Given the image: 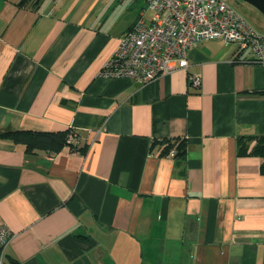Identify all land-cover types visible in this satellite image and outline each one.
I'll return each instance as SVG.
<instances>
[{
    "label": "crops",
    "instance_id": "0c3cea01",
    "mask_svg": "<svg viewBox=\"0 0 264 264\" xmlns=\"http://www.w3.org/2000/svg\"><path fill=\"white\" fill-rule=\"evenodd\" d=\"M142 15L144 0H0V132L80 138L0 137V264H264L262 158L238 151L264 135V64L216 38L147 83L104 76Z\"/></svg>",
    "mask_w": 264,
    "mask_h": 264
},
{
    "label": "built area",
    "instance_id": "2783aa9c",
    "mask_svg": "<svg viewBox=\"0 0 264 264\" xmlns=\"http://www.w3.org/2000/svg\"><path fill=\"white\" fill-rule=\"evenodd\" d=\"M152 11L150 18L140 16L122 36L102 74L128 77L147 83L156 77L188 66L189 50L210 39H222L249 49L254 61L264 64V33L256 29L229 0H144ZM194 86L200 77H191ZM68 139L79 142L76 132ZM172 147L169 155L175 156ZM11 232L0 227V250L9 242ZM1 262V259H0Z\"/></svg>",
    "mask_w": 264,
    "mask_h": 264
},
{
    "label": "trees",
    "instance_id": "16d2710c",
    "mask_svg": "<svg viewBox=\"0 0 264 264\" xmlns=\"http://www.w3.org/2000/svg\"><path fill=\"white\" fill-rule=\"evenodd\" d=\"M24 2L27 0H23ZM247 19V18H246ZM70 129L66 131H50V132H38L33 130H6L0 132V137L12 139L16 142H22L26 144L27 150L31 151L35 148L49 149L58 151L64 146H69L71 149L78 150L79 142H72L68 139ZM162 143L166 144L164 152L167 153L170 148L174 147L177 150V157H184L186 155L187 147L185 140L167 139L164 138ZM238 151L240 154L252 153L261 156V171L264 173V135L257 138L254 145H249L244 139L238 141Z\"/></svg>",
    "mask_w": 264,
    "mask_h": 264
},
{
    "label": "rangeland",
    "instance_id": "374dc122",
    "mask_svg": "<svg viewBox=\"0 0 264 264\" xmlns=\"http://www.w3.org/2000/svg\"><path fill=\"white\" fill-rule=\"evenodd\" d=\"M229 2L257 27L263 29L264 15L255 6L244 0H229Z\"/></svg>",
    "mask_w": 264,
    "mask_h": 264
},
{
    "label": "water",
    "instance_id": "95a60500",
    "mask_svg": "<svg viewBox=\"0 0 264 264\" xmlns=\"http://www.w3.org/2000/svg\"><path fill=\"white\" fill-rule=\"evenodd\" d=\"M255 6L264 15V0H244Z\"/></svg>",
    "mask_w": 264,
    "mask_h": 264
}]
</instances>
